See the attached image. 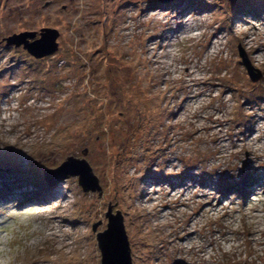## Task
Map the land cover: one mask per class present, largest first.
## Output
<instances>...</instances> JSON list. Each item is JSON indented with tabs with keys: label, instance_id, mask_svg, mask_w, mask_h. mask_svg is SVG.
<instances>
[{
	"label": "rangeland",
	"instance_id": "obj_1",
	"mask_svg": "<svg viewBox=\"0 0 264 264\" xmlns=\"http://www.w3.org/2000/svg\"><path fill=\"white\" fill-rule=\"evenodd\" d=\"M0 44V264H102L110 208L133 264H264V0H0Z\"/></svg>",
	"mask_w": 264,
	"mask_h": 264
},
{
	"label": "water",
	"instance_id": "obj_2",
	"mask_svg": "<svg viewBox=\"0 0 264 264\" xmlns=\"http://www.w3.org/2000/svg\"><path fill=\"white\" fill-rule=\"evenodd\" d=\"M38 35L39 38L36 39ZM59 38L60 32L58 30L44 28L39 33L25 32L15 34L5 39V41L7 46L23 47L32 57L43 59L55 54L59 50ZM240 57L251 79L257 81L259 75L254 73V67L242 51ZM67 176H77L80 186L86 193L89 191H102L99 178L94 174L92 167L85 159L70 157L57 169L48 170L46 178L47 180H52V177H58L57 180L55 179L57 182L61 179H66ZM106 217L108 218L107 229L97 234L102 264H133L131 247L121 212L118 211L116 214H113L110 208ZM99 225L100 223L94 225V232H97Z\"/></svg>",
	"mask_w": 264,
	"mask_h": 264
},
{
	"label": "flooded vegetation",
	"instance_id": "obj_3",
	"mask_svg": "<svg viewBox=\"0 0 264 264\" xmlns=\"http://www.w3.org/2000/svg\"><path fill=\"white\" fill-rule=\"evenodd\" d=\"M39 38V35H38V37L36 38V39H38ZM2 44H5L6 45V41L4 40V42L2 43ZM1 45V44H0ZM7 46V45H6ZM7 47H9V46H7ZM14 47V46H13ZM16 48V47H15ZM23 49L24 50V48L23 47H20L19 49ZM24 51H26V50H24ZM27 52V51H26ZM28 53V52H27ZM29 54V53H28ZM30 55V54H29ZM31 56V55H30ZM33 58V57H32ZM33 59H35V58H33Z\"/></svg>",
	"mask_w": 264,
	"mask_h": 264
}]
</instances>
